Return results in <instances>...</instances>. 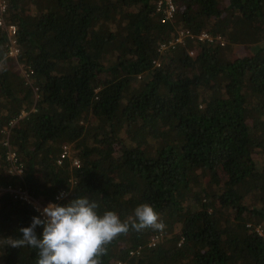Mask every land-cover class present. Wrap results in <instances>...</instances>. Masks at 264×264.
Segmentation results:
<instances>
[{
  "label": "trees",
  "instance_id": "trees-1",
  "mask_svg": "<svg viewBox=\"0 0 264 264\" xmlns=\"http://www.w3.org/2000/svg\"><path fill=\"white\" fill-rule=\"evenodd\" d=\"M4 1L20 54L0 27V188L44 202L65 192L61 206L85 196L122 222L152 206L164 230L130 228L102 264H264V0H175L167 23L159 0ZM180 30L194 38L159 54ZM11 122L21 177L3 145ZM64 145L79 168L57 163ZM33 217L0 196V264H36V249L2 242Z\"/></svg>",
  "mask_w": 264,
  "mask_h": 264
},
{
  "label": "clouds",
  "instance_id": "clouds-1",
  "mask_svg": "<svg viewBox=\"0 0 264 264\" xmlns=\"http://www.w3.org/2000/svg\"><path fill=\"white\" fill-rule=\"evenodd\" d=\"M65 195L60 193L58 199ZM97 209L98 204L85 196L63 206L49 203L41 211L42 218L33 217L29 227L18 230L20 238L8 237L2 242L7 247L36 249V264H102L107 246L130 228L137 232L165 228L148 204L136 207L133 216L123 222L114 211L100 215ZM38 226L43 228L42 238L36 234Z\"/></svg>",
  "mask_w": 264,
  "mask_h": 264
},
{
  "label": "built area",
  "instance_id": "built-area-1",
  "mask_svg": "<svg viewBox=\"0 0 264 264\" xmlns=\"http://www.w3.org/2000/svg\"><path fill=\"white\" fill-rule=\"evenodd\" d=\"M7 9H8L7 3L4 0H0V27L4 28L9 38L8 55L9 57L17 59V57L20 54V49L18 47V43L15 38L17 35V26L12 23H8L6 21L5 15L7 13ZM156 10L159 14L162 15V20H161L162 23L173 22L176 18L177 5L175 3V0H159L156 6ZM188 38H194V35L190 31L187 30L178 31L175 37H173L167 42H162L159 45L158 47L159 54L163 55L165 54L166 51L175 50L178 46L185 45V42ZM198 39L200 41H208L209 43L220 44L221 46H225L226 44V40L222 36H214L207 32H203L202 34L198 35ZM191 55H194V52H191ZM153 65L158 68L161 66V63L160 61L155 60L153 62ZM22 76L25 79L30 78V74L27 72V70L23 71ZM25 116H27V113L23 112L21 118ZM15 124L16 122H11L8 126L4 128L3 133L5 135L4 136L5 141L3 142V145L6 148V160L7 163L9 164V171H8L9 174L15 175L17 177H21L24 174L25 167L10 142V134ZM68 160L71 161V163L75 168H79L81 165L80 161L76 158H73V156L71 155V147L68 145H64L60 153V157L57 160V163L59 165H62L65 161ZM4 193H9L14 200H18L20 202L32 206L40 217H41V211L43 210L44 207H46L49 203L58 204L62 202L66 196L65 195L63 198L58 199L60 195L59 194L58 196H56L54 201L44 202L41 199H37L31 196L28 190L20 185L19 186L11 185L8 187L0 188V196ZM37 209H39V211ZM258 231L260 232V234H262L260 230ZM160 238H161L160 235H155L151 239L150 247H156L160 241ZM131 254L133 255L134 253Z\"/></svg>",
  "mask_w": 264,
  "mask_h": 264
},
{
  "label": "rangeland",
  "instance_id": "rangeland-1",
  "mask_svg": "<svg viewBox=\"0 0 264 264\" xmlns=\"http://www.w3.org/2000/svg\"><path fill=\"white\" fill-rule=\"evenodd\" d=\"M228 6V3H227V1H223L222 2V7L224 8V7H227ZM234 49H236L238 52H239V54H243V53H246V51H247V49L245 48V47H242V46H240V45H236L235 46V48ZM8 66H9V68H12V70H17V71H19L20 73H21V75L23 74V71H25V68L22 66V65H18V66H15L16 68H14L13 67V63L12 62H9L8 63ZM26 81H27V83H30V79H25ZM260 160H262V159H260ZM22 161V160H21ZM23 163V162H22ZM24 164V163H23ZM258 229H260L261 230V227H258ZM176 232H179V229H177L176 230ZM155 236V235H154ZM153 236V237H154ZM152 237V238H153ZM161 240V239H160ZM160 242V241H159Z\"/></svg>",
  "mask_w": 264,
  "mask_h": 264
}]
</instances>
